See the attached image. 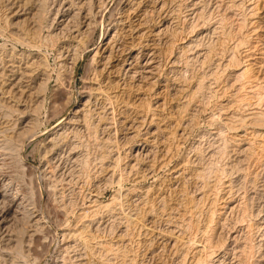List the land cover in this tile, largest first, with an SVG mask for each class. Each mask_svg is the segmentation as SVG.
Instances as JSON below:
<instances>
[{
  "label": "rangeland",
  "instance_id": "obj_1",
  "mask_svg": "<svg viewBox=\"0 0 264 264\" xmlns=\"http://www.w3.org/2000/svg\"><path fill=\"white\" fill-rule=\"evenodd\" d=\"M61 6L80 22L51 37ZM129 52L150 75L130 78ZM33 63L38 80L10 86ZM11 105L40 108L0 157L21 203L0 264H264V0H0V130Z\"/></svg>",
  "mask_w": 264,
  "mask_h": 264
},
{
  "label": "bare ground",
  "instance_id": "obj_2",
  "mask_svg": "<svg viewBox=\"0 0 264 264\" xmlns=\"http://www.w3.org/2000/svg\"><path fill=\"white\" fill-rule=\"evenodd\" d=\"M93 2H94V0H93ZM107 4V3H106ZM47 5V4H46ZM89 5V10L88 11H90L91 10V8H92V2H91V4H88ZM81 6H82V4H81ZM77 7V6H76ZM74 8V7H73ZM70 9H71V7H65V6H61V8H60V10H58L57 11V14H56V17H54L53 18V20H52V23H51V31H52V33H50L51 35V37H55V38H58V36L57 35H55V31L56 30H63V32L64 31H67V32H69V30L71 29V27H70V22H73V24H75V23H77V21H79L78 19H80V17H81V13H82V11H81V9L79 10V11H77V12H75L72 16H70L71 14H70ZM106 9V8H105ZM86 10V9H85ZM93 12V11H92ZM56 13V12H55ZM71 13H73V12H71ZM85 14H86V16H87V12H85ZM37 15V14H36ZM54 16V15H53ZM13 17V16H12ZM43 18V17H42ZM71 18V20H70V22H69V19ZM90 18H91V16H90ZM85 19H86V17H83V22L80 24V25H78V28H79V26L81 27V29H83V28H88V26H89V24H86V21H85ZM77 20V21H76ZM81 21H82V19H81ZM51 22V21H50ZM80 22V21H79ZM87 23H88V21H87ZM77 25V24H76ZM75 26V25H74ZM50 28V27H49ZM74 28V27H73ZM75 28H77V27H75ZM77 28V29H78ZM80 29V30H81ZM85 29V30H86ZM80 30L78 31V34H79V32H80ZM137 31H139V30H137ZM62 32V31H61ZM66 33V32H65ZM136 33V32H135ZM53 34V35H52ZM141 34H142V32H141ZM116 35V34H115ZM139 35V34H138ZM143 35V34H142ZM16 36V35H15ZM108 36H110V35H108ZM118 36V35H117ZM115 36L113 35V36H110L109 38H114ZM137 37V36H136ZM16 38V37H15ZM23 38V37H22ZM77 38V37H76ZM44 40H42V42H43ZM22 42V41H21ZM47 42V41H46ZM24 43V42H23ZM32 45H36V43L35 42H32L31 43ZM48 44V43H47ZM78 44V43H77ZM82 44V43H81ZM80 43H79V45H81ZM81 46H83V45H81ZM81 46L80 47H78L77 49H76V57H79L80 58V51H81ZM128 49H130V48H128ZM132 49V48H131ZM75 50V49H74ZM130 51V50H129ZM102 54V58H103V55H105V54H107V56L105 57V58H107L108 57V59L110 58V55H111V52L109 51V54H108V49L105 47L103 50H102V52H101ZM75 54V53H74ZM73 54V55H74ZM97 55H100V53L98 52V51H96V53H95V55H94V58H93V62H95V59H96V56ZM139 56V55H138ZM136 57L135 55L133 56V53L132 52H129L128 53V55H127V57H129V59H130V61L131 62H129V64L127 65L128 66V68L126 69V73L127 74H129L130 75V78L131 79H135V76H136V71L139 69V65L141 66L140 67V71L142 72V74L143 75H150L151 74V71H152V68H153V64H154V62H153V58H152V55L151 54H144V55H142V56H140V57ZM92 61V60H91ZM134 64H136V65H134ZM137 65H138V67H137ZM36 65L33 63V64H29L28 65V67H26V69H25V71L20 75V78H19V76L17 77L16 76V72L15 71H9L8 73H10L9 74V79H8V83H10V86H14V88L16 87H18V86H16V85H21L23 82H24V80L25 79H27V80H30V82H29V84L31 83V82H34V81H37L38 80V73L36 72V71H38V69L36 70ZM12 69V68H11ZM93 69V68H92ZM13 70V69H12ZM4 73H5V71H4ZM5 76H6V74H4ZM48 75V74H47ZM44 77V76H43ZM42 77V78H43ZM19 78V79H18ZM27 82V81H26ZM41 82V81H40ZM36 83V82H35ZM47 83H48V78H46L45 79V81H42L41 82V84L39 85V91L41 90V92H42V94H46V90H47ZM5 84V83H4ZM28 84V85H29ZM8 85V84H7ZM31 85V84H30ZM58 85V84H57ZM110 86V85H109ZM58 87V86H57ZM25 88V87H24ZM9 89V88H8ZM26 89H28L27 87H26ZM108 89V88H107ZM11 90H12V88H11ZM11 90H9V92L7 91V93L9 94V96H11V95H15L14 94V91H11ZM98 90V89H97ZM17 91V90H16ZM34 91V90H33ZM22 92H24V91H22ZM26 92V91H25ZM37 92V91H36ZM101 92H102V90H101ZM101 92H99V93H101ZM34 93V92H33ZM32 93V94H33ZM40 93V92H39ZM104 93V92H103ZM25 94V93H24ZM42 94L40 93V94H37L36 93V97L35 98H37V100H40L39 101V103H41V104H43L44 102H43V100H44V97L42 96ZM44 94V95H45ZM105 94H106V91H105ZM105 94H103V95H105ZM111 94V93H110ZM26 95V94H25ZM22 96V95H21ZM34 96V95H33ZM60 96H62V94L61 95H59V97ZM95 96V95H94ZM25 97V96H24ZM27 97V96H26ZM31 97V96H30ZM63 97V96H62ZM109 101L111 100V97L107 94L106 96H105ZM10 98V97H9ZM22 98V97H21ZM67 98V97H66ZM25 99V98H24ZM42 99V100H41ZM63 99V98H62ZM26 100V99H25ZM33 100V99H32ZM37 100H36V102H37ZM69 100H70V98H68V102H69ZM23 101V100H22ZM62 101V100H61ZM112 101V100H111ZM111 101H110V103H111ZM32 103V102H31ZM38 103V102H37ZM15 104V103H14ZM108 104V103H107ZM10 104H8V106H9ZM40 105V104H39ZM90 105H91V101H90V99H88L84 104H83V108H82V110H81V113L83 114V122L85 123V127H86V129H87V131H88V133L90 134V136L91 135H93L95 138H98L97 137V134H98V130H99V127H101L100 126V123H101V121L104 119L105 120V116H106V113H104V112H99V113H96V112H94V111H92L91 110V108H90ZM112 105V104H111ZM15 106V105H14ZM14 106H10L9 108H8V110L7 111H5V114H4V118L6 119H8V121L10 120V119H13L12 117L14 116V114H16L15 116H17V118H16V120L15 119H13L12 120V122H11V124L9 125H6V126H4L1 130H0V133L1 134H3V139H2V142H3V144L2 145H0V157H1V155H2V152L4 153L5 151H8L9 149H10V144H11V142H12V140H13V136L12 135H10V134H16V136H21L22 134H27V133H31L32 135H33V133H32V130H33V128L35 129V127H33V126H35V119H34V117H35V115L37 114V111H38V109L40 108L39 106H37V107H35L34 109H33V114H31V115H25V113L23 112V111H21V113L19 112V110L18 109H14ZM33 107V106H32ZM5 108V107H4ZM101 111V110H100ZM108 112V111H107ZM3 115V114H2ZM263 115V114H262ZM74 116H76V115H74ZM113 116V115H112ZM259 116H260V114H259ZM2 117V116H1ZM78 118V117H77ZM108 118V117H107ZM26 119H27V121H26ZM114 119V118H113ZM110 120V119H109ZM112 120V119H111ZM11 121V120H10ZM258 122V121H257ZM5 123V122H4ZM261 124V123H260ZM103 125V124H102ZM11 126H13V127H11ZM0 127H2V126H0ZM62 131V130H61ZM65 131V130H64ZM68 131V130H67ZM59 134V133H58ZM31 135V136H32ZM1 136V135H0ZM30 136V135H29ZM60 137L59 138H57V140H54V142L53 141H51V143H52V145H51V148L54 150V149H56L57 147H59V145H60V143H61V141H64V139H65V137L64 136H61V134L59 135ZM1 138V137H0ZM77 138V137H76ZM92 139H93V137H92ZM14 143H15V141H14ZM17 144V143H16ZM99 144H101V143H99ZM98 144V145H99ZM102 144H104V143H102ZM65 145V144H64ZM86 145V144H85ZM82 146V145H81ZM100 146V145H99ZM69 147V146H68ZM86 147H88V146H86ZM85 147V148H86ZM104 147V146H103ZM64 148V147H63ZM80 148V147H79ZM105 148V147H104ZM14 149V148H13ZM51 149V151H53ZM76 148H75V146L73 145V144H70V148H69V156L71 157V158H73L72 156H71V154L73 153L72 151H74ZM100 150L102 149L103 150V148H99ZM78 150V149H77ZM63 151H64V149H63ZM75 152V151H74ZM88 152V151H87ZM106 152V151H105ZM102 154H103V152H102ZM101 154V155H102ZM101 155H100V158H101ZM78 156V155H77ZM106 155H103L102 156V158H101V161H102V164H104V161L106 160V157H105ZM69 157V158H70ZM85 157V156H84ZM71 158H70V160H71ZM108 158V157H107ZM86 159V158H85ZM89 159V158H88ZM1 161V160H0ZM100 161V162H101ZM73 162H74V167H76V168H73L74 170H72L71 171V173L75 176L76 174H81V173H83V174H85L86 175V172L88 171H86V169H88V165L90 164H88L87 162L88 161H82L81 162V158H79V157H75L74 159H73ZM1 164V163H0ZM101 164V165H102ZM80 165V170L78 169V166ZM117 165H118V162H117ZM54 169H55V167H53ZM59 170V169H58ZM54 173V172H53ZM58 174V173H57ZM4 175V174H3ZM78 176V175H77ZM4 177V176H3ZM1 178V177H0ZM8 178V177H7ZM2 181H3V179L0 181V230H4V232H7V230H8V224L10 223V221L11 220H14L15 218H14V214L17 212L16 210L17 209H19V206L21 205V203H19V201H17L16 200V196H10L9 194H8V192H7V190L9 189V185L8 184H3L2 183ZM12 185V184H11ZM21 202V201H20ZM21 211H22V209H21ZM16 215V214H15ZM21 215V214H20ZM18 217V216H17ZM23 217V216H22ZM27 217H29V216H27ZM14 218V219H13ZM36 220H38V219H36ZM34 221V220H33ZM14 222V221H13ZM37 223H39V222H37ZM34 225H35V223H34ZM4 232H3V234H4ZM35 232V231H34ZM6 236V235H5ZM11 237V236H10ZM31 241V240H30ZM5 242V241H4ZM29 242V241H28ZM20 260V259H19Z\"/></svg>",
  "mask_w": 264,
  "mask_h": 264
}]
</instances>
